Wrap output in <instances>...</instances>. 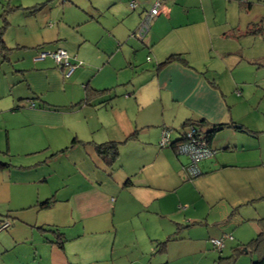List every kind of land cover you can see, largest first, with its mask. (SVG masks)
I'll return each mask as SVG.
<instances>
[{"label": "crops", "instance_id": "obj_1", "mask_svg": "<svg viewBox=\"0 0 264 264\" xmlns=\"http://www.w3.org/2000/svg\"><path fill=\"white\" fill-rule=\"evenodd\" d=\"M23 1L0 0L1 264L206 259L223 235L229 258L263 230L264 0ZM57 48L69 76L35 61ZM194 122L215 153L190 178L174 146Z\"/></svg>", "mask_w": 264, "mask_h": 264}, {"label": "built area", "instance_id": "obj_2", "mask_svg": "<svg viewBox=\"0 0 264 264\" xmlns=\"http://www.w3.org/2000/svg\"><path fill=\"white\" fill-rule=\"evenodd\" d=\"M131 9H134L137 4L135 0H131L129 3ZM161 13V5L159 2H155L151 8L144 14L136 30L132 33L131 38L142 41L148 33L151 23L154 18ZM47 58L51 59L57 68L64 70V75L69 76L76 67L81 65L80 62H73L70 55L61 48H57L54 51H40L35 57V61H44ZM150 59L147 58V61ZM184 136L174 146L176 155L185 156L188 158L189 163L185 168L190 178H197L200 176L199 163L203 160L209 159L214 155V151L210 148L208 141L200 128L195 125L187 126ZM170 130L164 129L162 131L159 146L165 148L170 145ZM10 228L9 221L5 220L0 223V233ZM225 239H231L229 235H223L220 239H211L210 244L218 252H221Z\"/></svg>", "mask_w": 264, "mask_h": 264}, {"label": "trees", "instance_id": "obj_3", "mask_svg": "<svg viewBox=\"0 0 264 264\" xmlns=\"http://www.w3.org/2000/svg\"><path fill=\"white\" fill-rule=\"evenodd\" d=\"M4 23L6 25V20H4ZM5 25H3L0 28V53H6L8 50L2 41V32L5 28ZM191 124L197 126L198 128L202 127V123H199V122L198 123L194 122ZM191 124H188V126ZM215 128L217 127L213 126L210 132H208V134H212L215 131ZM184 133L181 135V138L184 136ZM169 138H170V135H169ZM181 138L178 140V142L181 140ZM207 138H209V136L206 137V140L208 141ZM97 149L100 155H102L104 151L107 153L109 157V160L107 162H112L116 156V146L114 144H103L101 146H98ZM53 234L56 235V239L58 240L57 245L61 247L63 240H64L62 237V234L58 233V231H53ZM233 250H234V254L231 257L224 258L225 260L223 258H219V261L223 260L222 264L233 263L237 254L245 250L246 252L255 255V258L251 260L250 264H264V228L254 239H252L245 245L234 248Z\"/></svg>", "mask_w": 264, "mask_h": 264}, {"label": "rangeland", "instance_id": "obj_4", "mask_svg": "<svg viewBox=\"0 0 264 264\" xmlns=\"http://www.w3.org/2000/svg\"><path fill=\"white\" fill-rule=\"evenodd\" d=\"M91 1H94V0H91ZM34 2H35V0H28L27 2H24V3H25V5H28V4L31 5ZM223 46H224L225 49H227V47H228V49H230V51L233 50V45L231 43H229V44L228 43H223ZM242 52H243L244 55H246V50H243ZM237 70H240V69H237ZM239 76L247 78L246 74H242V75H239ZM184 158L187 159V157H184ZM208 242L210 243V240ZM229 250L230 249H228V252H229ZM221 252H222V250H221ZM221 252H218L211 245L210 251L208 253V257L206 259H203V257L202 258H198V257H184V258L181 257V258H178V256L176 254H174L177 257L174 258L175 260L173 262L162 263V264H222L223 260L219 261V258H223L224 259V258H226V256H222ZM117 256L118 255H116V256L114 255V259L113 260L119 261V263L117 262V263H114V264H140L134 259V257L127 258V257L123 256V257L117 258ZM157 258H158L157 256L152 255L148 259H151L153 264H158V262H156ZM254 258H255V255H253V254H238L236 256L234 262L233 263H229V264H243L244 263L243 260H247L246 264H249L250 260H252ZM87 263L88 262H84L82 264H87ZM0 264H1V262H0ZM94 264H105V263H94Z\"/></svg>", "mask_w": 264, "mask_h": 264}, {"label": "clouds", "instance_id": "obj_5", "mask_svg": "<svg viewBox=\"0 0 264 264\" xmlns=\"http://www.w3.org/2000/svg\"><path fill=\"white\" fill-rule=\"evenodd\" d=\"M201 129V128H200ZM205 136V135H204Z\"/></svg>", "mask_w": 264, "mask_h": 264}]
</instances>
